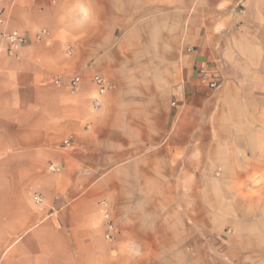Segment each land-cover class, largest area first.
Wrapping results in <instances>:
<instances>
[{"label": "crops", "instance_id": "obj_1", "mask_svg": "<svg viewBox=\"0 0 264 264\" xmlns=\"http://www.w3.org/2000/svg\"><path fill=\"white\" fill-rule=\"evenodd\" d=\"M0 9V264H264V0Z\"/></svg>", "mask_w": 264, "mask_h": 264}, {"label": "built area", "instance_id": "obj_2", "mask_svg": "<svg viewBox=\"0 0 264 264\" xmlns=\"http://www.w3.org/2000/svg\"><path fill=\"white\" fill-rule=\"evenodd\" d=\"M4 23H5V12L3 9H0V25H3ZM45 35H47V32L43 31L38 36V39L39 40L42 39ZM0 38L4 41H7L11 46H18V45H23L26 43V38L17 32H12L9 34H2ZM200 76L204 82L208 83L209 87L217 88L219 86V84L217 83L218 81L216 80L217 77L215 75H211V73L207 71L206 69L200 72ZM80 82H81V79L79 77L74 78L71 82L72 89L74 90L77 89ZM56 83L59 84V82H56ZM93 83L96 86L99 95H104L105 93L113 89L112 82L110 80L103 78L100 75H96L93 78ZM95 105L99 106V103L96 102ZM68 143L69 141L64 142V144L66 145ZM51 170L53 172L58 171V169L55 166H52ZM35 202L39 204L41 202V199L38 196H36ZM101 206L103 207V220H104V225H105V235H104L105 240L108 242H114L118 234V229H117L115 220L113 218V213L106 202H102Z\"/></svg>", "mask_w": 264, "mask_h": 264}, {"label": "rangeland", "instance_id": "obj_3", "mask_svg": "<svg viewBox=\"0 0 264 264\" xmlns=\"http://www.w3.org/2000/svg\"><path fill=\"white\" fill-rule=\"evenodd\" d=\"M239 12L241 13L242 11H239ZM209 89H215V88L209 87ZM185 250H186L185 251L186 254L184 256L176 257V258L172 259V261H170V262L181 263V264H196L197 259L194 256V254L192 253V249L188 246V247H186ZM161 259H163V258L161 257Z\"/></svg>", "mask_w": 264, "mask_h": 264}, {"label": "bare ground", "instance_id": "obj_4", "mask_svg": "<svg viewBox=\"0 0 264 264\" xmlns=\"http://www.w3.org/2000/svg\"><path fill=\"white\" fill-rule=\"evenodd\" d=\"M216 89V88H215Z\"/></svg>", "mask_w": 264, "mask_h": 264}]
</instances>
